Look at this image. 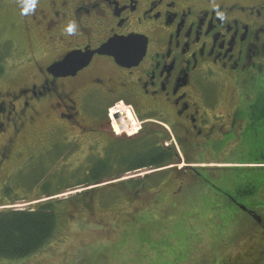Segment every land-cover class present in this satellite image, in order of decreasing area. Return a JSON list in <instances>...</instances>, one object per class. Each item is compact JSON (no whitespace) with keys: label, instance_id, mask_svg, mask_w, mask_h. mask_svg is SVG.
I'll return each instance as SVG.
<instances>
[{"label":"flooded vegetation","instance_id":"obj_1","mask_svg":"<svg viewBox=\"0 0 264 264\" xmlns=\"http://www.w3.org/2000/svg\"><path fill=\"white\" fill-rule=\"evenodd\" d=\"M219 1L227 22L217 18L210 0H40L38 11L28 18L14 4L4 27L18 32L24 45L15 52L9 39L7 43L0 40V48L8 50L0 51L5 55L0 56V67L19 55L25 58L20 66L27 75L24 84L11 92L0 90V165L11 154L22 123L34 124L41 109L51 114L52 136L71 127L84 137H102L94 127L103 122L112 135L129 133L126 129L133 123V114L121 105L114 109L119 111L112 117L114 131L109 124V110L123 102L132 107L145 135L157 125L160 134L176 139L182 150L198 143V151L205 147L213 156L222 151L225 158L235 154L240 163H252L235 175L222 171L219 182L227 188L222 199L205 187L201 171L185 167L184 174L193 172L202 184L203 199L222 210V229L217 230L222 233L224 252L232 250L231 258L222 254L223 262L213 264L233 259L238 264H264V201L260 197L264 188L255 186V178H264V169H259L262 176L251 173L257 160L264 165V148L256 146L264 136L256 138L254 133L264 122H254L256 109L244 106L246 98L254 96L252 88L264 81V0ZM5 8L0 0V18ZM72 20L80 30L67 37L63 30ZM34 35L44 44L38 45ZM128 37L135 42L124 54L143 49L139 61L121 65L111 56L96 53L109 40ZM72 54L90 59L82 68H67L60 75L48 71ZM226 76L240 91L221 116L222 98L204 87ZM216 127H222V132ZM250 240L258 243L259 250H249L243 261L242 244Z\"/></svg>","mask_w":264,"mask_h":264},{"label":"rangeland","instance_id":"obj_2","mask_svg":"<svg viewBox=\"0 0 264 264\" xmlns=\"http://www.w3.org/2000/svg\"><path fill=\"white\" fill-rule=\"evenodd\" d=\"M3 1L7 11L1 13L0 40L7 43L9 39L16 52L24 45L21 35L4 27L10 20L7 12L15 3ZM33 37L38 45L44 44V39ZM0 51L8 52L4 47ZM21 61L25 58L18 55L6 66L1 65L0 90L11 92L24 84L27 71H21ZM208 86L204 89L216 91L217 97L222 98V116L233 106L234 94L240 89L229 76ZM49 118L51 114L41 109L34 124L22 123L11 154L0 165V211L33 209L50 202L56 216L55 230L30 255L0 258V264H213L222 261V254L231 258L232 250L224 252L222 233L217 230L222 229V210L208 204L212 200L203 199L200 180L193 172L184 174V170L189 164L201 171L205 187L222 199V192L227 190L219 182L225 170L222 167H232V174L240 169L235 154L225 158L221 151L213 156L205 147L198 151V143L197 150H182L170 137L161 141L180 154L176 165L163 172L146 168L124 173L129 169L128 150L146 145L137 140L142 129L129 123V133L112 135L109 125L103 122L94 127L103 133L102 137H84L80 130L71 127L52 136ZM112 123L111 117L110 126ZM155 127L148 132L158 135L160 130ZM216 130L222 132V127ZM241 164L244 169L248 166L243 165H252ZM251 173L255 174L253 170ZM244 191L250 192L247 188ZM260 197L264 201V190ZM249 250H259L258 243L250 240L242 244L243 261ZM228 264H238V260Z\"/></svg>","mask_w":264,"mask_h":264},{"label":"trees","instance_id":"obj_3","mask_svg":"<svg viewBox=\"0 0 264 264\" xmlns=\"http://www.w3.org/2000/svg\"><path fill=\"white\" fill-rule=\"evenodd\" d=\"M253 98L245 100L244 106L256 109V117L253 121L263 123L264 120L259 119L264 116V81H260L252 88ZM250 92V94L253 95ZM249 116V115H248ZM147 135L141 134L137 140H143L145 146L137 147L129 151L128 168L126 172L135 171L143 168L161 169L170 165H175L177 153L173 147H165L161 140H165L166 136L146 132ZM256 138L264 136V127H259L254 131ZM129 142V141H128ZM131 143V142H130ZM152 144L147 146L148 144ZM133 144V142H132ZM256 146L260 150L264 148V140L256 141ZM255 164H261L257 160ZM231 171V169L229 170ZM258 174L261 170H254ZM236 171H234L235 175ZM123 174V173H122ZM259 176V175H256ZM256 190L264 188V178L257 177ZM98 181L97 179L94 180ZM56 227V216L52 204H40L33 209L14 210L6 209L0 211V258H23L36 251L48 239L51 238Z\"/></svg>","mask_w":264,"mask_h":264},{"label":"water","instance_id":"obj_4","mask_svg":"<svg viewBox=\"0 0 264 264\" xmlns=\"http://www.w3.org/2000/svg\"><path fill=\"white\" fill-rule=\"evenodd\" d=\"M135 42L134 37H128L121 40L111 39L106 44L101 46L96 53L100 55H107L114 58V60L118 64H124L125 60L127 61H139L143 55V49L141 52L132 54L131 56H126L124 53L128 48H132V44ZM130 53V52H129ZM90 56L86 58L84 55L80 54H72L65 58V60L61 63H57L49 68V72L53 75H60V71H64V69L72 68L80 69L87 64ZM190 167V166H188Z\"/></svg>","mask_w":264,"mask_h":264},{"label":"clouds","instance_id":"obj_5","mask_svg":"<svg viewBox=\"0 0 264 264\" xmlns=\"http://www.w3.org/2000/svg\"><path fill=\"white\" fill-rule=\"evenodd\" d=\"M20 10L22 17L28 18L34 16L40 7V0H13ZM212 10L216 13L217 18L221 22H227V15L220 10V6L217 0H210ZM79 25L75 20L69 22L64 30L63 34L67 37L76 36L79 33Z\"/></svg>","mask_w":264,"mask_h":264},{"label":"built area","instance_id":"obj_6","mask_svg":"<svg viewBox=\"0 0 264 264\" xmlns=\"http://www.w3.org/2000/svg\"><path fill=\"white\" fill-rule=\"evenodd\" d=\"M125 110L127 111V113H128V111H130L129 108H126ZM115 111H116V110H115ZM116 112H119V111H116ZM128 115H129V114H128ZM131 123H132V120H131ZM132 124H134V125L136 126V128L139 129V125H138L136 122L133 121Z\"/></svg>","mask_w":264,"mask_h":264},{"label":"bare ground","instance_id":"obj_7","mask_svg":"<svg viewBox=\"0 0 264 264\" xmlns=\"http://www.w3.org/2000/svg\"><path fill=\"white\" fill-rule=\"evenodd\" d=\"M118 106H119V105H118ZM118 106H117V107H118ZM117 107H116V108H117ZM116 111H118V110L116 109ZM116 111L113 110V112H116ZM132 114H133V113H132Z\"/></svg>","mask_w":264,"mask_h":264}]
</instances>
